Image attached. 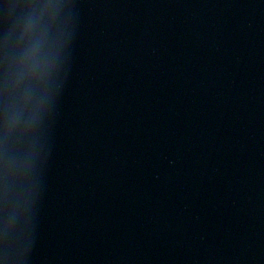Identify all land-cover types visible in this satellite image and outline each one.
Returning a JSON list of instances; mask_svg holds the SVG:
<instances>
[{
	"label": "water",
	"instance_id": "95a60500",
	"mask_svg": "<svg viewBox=\"0 0 264 264\" xmlns=\"http://www.w3.org/2000/svg\"><path fill=\"white\" fill-rule=\"evenodd\" d=\"M0 264H264V0H0Z\"/></svg>",
	"mask_w": 264,
	"mask_h": 264
}]
</instances>
